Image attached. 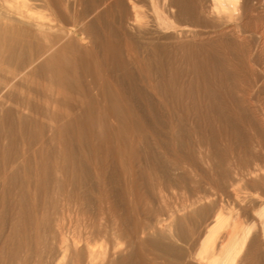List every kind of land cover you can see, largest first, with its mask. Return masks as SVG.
Listing matches in <instances>:
<instances>
[{"label":"bare ground","instance_id":"obj_1","mask_svg":"<svg viewBox=\"0 0 264 264\" xmlns=\"http://www.w3.org/2000/svg\"><path fill=\"white\" fill-rule=\"evenodd\" d=\"M239 1L0 0V264L30 255L41 264L47 237V264H67L71 248V264L85 252L98 255L93 264H264L263 127L239 83L264 88L253 55L264 52V16L248 49ZM199 146L220 162L248 156L252 167L227 174L226 192L243 207L252 177L255 225H242L239 210L223 216L222 198L207 193L174 212L150 210L176 173L196 167ZM199 214L207 224L183 241L176 227Z\"/></svg>","mask_w":264,"mask_h":264},{"label":"rangeland","instance_id":"obj_2","mask_svg":"<svg viewBox=\"0 0 264 264\" xmlns=\"http://www.w3.org/2000/svg\"><path fill=\"white\" fill-rule=\"evenodd\" d=\"M246 1V0H245ZM244 0H240L239 1V5L241 6V8H240V14H241V17H243L241 20H242V24L244 25L245 24V26H247L248 27V25L250 26L249 28L250 29H252V32L250 33V38H249V40L251 41V42H248L247 43V47H248V49H250V48H252V49H254L255 47H254V39H255V35H256V32H254L253 30V26L255 25V24H257V25H259L260 24V22H258V21H256V19L254 18L255 16H258V18H260L261 17V15H262V17L264 16V10H263V12L262 11H260L257 7H259V1H263V0H248V1H246L245 2ZM241 2V3H240ZM248 2V3H247ZM250 3V5H248ZM246 5V6H245ZM253 5H255V6H253ZM243 6V7H242ZM248 6V7H247ZM256 9H255V8ZM243 8H246V9H243ZM249 8L250 9H252V10H249ZM242 9V10H241ZM248 10V11H247ZM245 12V13H244ZM246 14V15H245ZM249 19V20H248ZM172 25H175L174 23L173 24H169V26H168V24H167V26L168 27H170V26H172ZM261 25V24H260ZM253 36H254V39H253ZM252 38V39H251ZM250 43V44H249ZM251 43H253V45H251ZM251 45V46H249V45ZM253 46V47H252ZM250 47V48H249ZM252 49L250 50V51H252ZM258 50V51H257ZM260 51H262V49H261V47H258V48H256V50H255V52L253 51V55L255 54V58H256V56L258 55V54H256V53H260L259 55V61L261 62L260 64V66H262V69L264 70V52H263V55H262V52H260ZM261 58V59H260ZM263 58V59H262ZM243 79V80H242ZM242 79H240L239 80V83L241 84V87H242V90H241V93H242V95L244 96V97H249L250 96V99L249 98H244L247 102H249L250 101V108L252 109L251 111H253L254 113H252L253 114V117L255 118V122H256V124H257V130L259 131L260 129L259 128H261V127H263L264 128V107L262 108V106L261 105H263L264 106V91H263V89L264 88H262V86L260 85V82L258 81V80H252L251 78H249L248 76H244V77H242ZM248 79V80H247ZM242 80V81H241ZM246 81V82H245ZM253 81L255 82V83H253ZM184 84H187V82H189L188 80H185V81H182ZM243 82V83H242ZM258 82V83H257ZM255 84V85H254ZM247 85V86H246ZM252 87H251V86ZM260 86V87H259ZM255 87H257V88H255ZM259 87V88H258ZM264 87V86H263ZM244 88H245V90H244ZM254 90V91H252V90ZM259 89V90H258ZM263 92H262V91ZM261 91V92H260ZM252 92H254V93H252ZM255 92H257V93H255ZM245 93H246V95H245ZM196 94H197V97H196ZM263 96V97H262ZM263 98V99H262ZM184 99V102L186 101L187 103H190V101H189V99L190 98H188V97H184L183 98ZM187 99H188V101H187ZM192 99V98H191ZM193 99H195V100H197L198 102L200 101L201 103H203V97H202V95H201V93H194V98ZM257 100V101H256ZM262 102L261 103V105L259 104V102ZM253 103H254V105L255 104H257V106L259 107H257V106H254L253 105ZM259 104V105H258ZM253 105V106H252ZM255 108V109H254ZM261 109H263V110H261ZM261 110V111H260ZM257 111V112H256ZM191 112V113H190ZM260 112V113H259ZM263 112V114L261 115V113ZM189 113V114H188ZM187 115H188V119H190V118H193V115H192V111L191 110H188V112H187ZM256 115H259V117L258 116H256ZM256 118H257V120H256ZM261 118V119H260ZM263 121V122H262ZM263 123V124H262ZM262 124V125H261ZM263 128H261V130L259 131V137H260V140H261V138H262V140L260 141V148H259V150H258V148H256V150H257V153H256V155H257V157L258 158H260V160L262 161V162H264V129ZM256 129V128H255ZM201 148V149H200ZM204 147H201V146H199V148H197V152H201L200 153V155H199V157H200V160H201V158H202V160L201 161H205V162H202V164H199V162H200V160H199V157L196 159V164H195V166L197 167H194V168H189L188 169V167L185 169V170H183V171H179L178 173H176L177 175L179 174V176H181V180L179 179L178 180V182H175V184L173 185V186H171V188H166L165 190H164V192H163V196H162V198H161V200L160 201H158V200H153L152 201V203H151V205L149 206L150 207V210L152 211H157V212H159V214L160 215H162V214H165V211L166 212H174L175 210H178V209H180L181 207H182V205H185L186 203H188V200L192 197V196H194V194L195 195H199L200 194V196H203V195H205L206 193L208 194V195H210L211 197H215V198H217V199H221L223 202H225V203H223L222 201H221V205H222V209H223V211H222V209H221V213H223L222 215L223 216H225V214H228L229 216H230V213L232 214L233 212H231V211H234V212H236L237 210H239V212L238 213H240V215H242L243 214V219H242V217H241V224L243 225L244 224V226H246V224H247V222H248V224H247V226H251V225H255L256 223H257V221L254 219L253 221H254V223H252L253 221H251L250 219H249V216H250V214L249 213H251L255 208V206L254 205H256L255 204V202H253L254 200H252V198L254 197V196H252L253 194H254V192H253V190H251V189H249L250 191L249 192H247L248 190V187H249V183H251L253 180H252V177H247V178H245V184H244V188L242 189V195L241 196H244V198H245V202H246V204L245 203H243V204H241V205H243V207H237V205H233L232 204V200L230 199V197H228V195H227V192H226V190H227V174H233V171L236 173V172H239V171H244V170H246L248 167H252V162H248L249 160H247L248 158V156H240V157H234V158H230V159H228V158H225V159H222V161L220 162V161H218V160H216V159H213V156L212 155H210L211 153H210V150H208V148H204ZM198 149H200V150H198ZM206 149H207V151H206ZM203 151H204V153H203ZM205 151L207 152V153H205ZM262 151V152H261ZM209 153V154H208ZM203 154V155H202ZM206 154V156H207V158L204 156ZM202 155V156H201ZM206 158V159H205ZM247 158V159H246ZM239 159V160H238ZM207 160V161H206ZM209 160H211V161H209ZM246 160V161H245ZM199 161V162H198ZM232 161H234V163L232 162ZM214 162V163H213ZM226 162V163H225ZM231 162V164H229ZM219 163V164H218ZM233 163V164H232ZM247 163V165H245ZM254 163H256L255 161H254ZM258 163H260L261 164V162H258ZM199 164V165H198ZM207 164V165H206ZM213 164V165H212ZM217 164H218V166H217ZM221 165V166H220ZM226 165H229V166H227L228 167V169H227V167H226ZM239 165V166H238ZM199 166V167H198ZM201 166H202V168H201ZM214 166V167H213ZM217 166V167H216ZM238 167V168H237ZM246 169H245V168ZM240 168V169H239ZM195 169V170H194ZM198 169V170H197ZM209 169H211V171L209 170ZM212 169H214L215 171V173L213 172V170ZM221 169V170H220ZM235 169V170H234ZM189 170V171H188ZM197 170V171H196ZM200 170V171H199ZM191 171V172H190ZM195 173H194V172ZM224 171V172H223ZM182 173V175H181V173ZM210 172V173H209ZM197 173V174H196ZM219 173V174H218ZM190 174H191V176H190ZM205 174V175H204ZM225 174V175H224ZM192 178V179H191ZM187 179V180H186ZM190 179V180H189ZM196 181H195V180ZM198 179V180H197ZM217 179H219L218 181H217ZM223 179V180H222ZM184 180V181H183ZM194 180V181H193ZM247 180V181H246ZM217 181V182H216ZM183 184H182V183ZM188 182V183H187ZM190 182V183H189ZM202 182V183H201ZM208 182V186H207V183ZM187 183V184H186ZM194 183H195V185H194ZM225 183V184H224ZM180 186H179V185ZM176 186V187H175ZM179 186V187H178ZM189 186V187H188ZM197 187L196 188V190H198V191H196L195 190V188L194 189H192L193 187ZM209 186H210V188H209ZM222 186V187H221ZM246 186H247V189H246ZM175 187V188H174ZM185 187V188H184ZM187 187V188H186ZM212 187V188H211ZM214 187V188H213ZM224 187V188H223ZM225 187H226V189H225ZM173 188H174V191H173ZM199 188V189H198ZM209 188V189H208ZM250 188V187H249ZM189 189V190H188ZM190 189H191V191H190ZM203 189V190H202ZM212 189V190H211ZM178 192H177V191ZM208 190H210V192L208 191ZM175 191H176V193H175ZM185 191V193H183ZM193 191H195V192H193ZM201 191V192H200ZM204 191V193H202ZM212 191V192H211ZM220 191V192H219ZM246 192V193H244V192ZM253 193H252V192ZM170 192V193H169ZM172 192H173V194H172ZM180 192V193H179ZM197 192H200V193H197ZM169 195H167V194ZM174 193L176 194V196L174 195ZM192 193H194V194H192ZM202 193V194H201ZM214 193V194H213ZM220 193H222V195L220 194ZM179 194H181V195H179ZM185 194V195H184ZM206 194V195H207ZM251 194V195H250ZM171 195H172V197H171ZM191 195V196H190ZM214 195V196H213ZM218 195V196H217ZM249 195V196H248ZM182 196V197H181ZM187 196V197H186ZM190 196V197H189ZM219 196H222V197H219ZM186 197V198H185ZM210 197V199H212ZM247 197V198H246ZM250 197V198H249ZM166 198V199H165ZM167 198H168V200H167ZM163 199V200H162ZM173 200V202H169V201H172ZM177 199V200H176ZM188 199V200H187ZM249 199V203H248V200ZM260 199H262V201H264V196L263 195H260ZM163 203H162V202ZM166 201H167V203H166ZM177 201V202H176ZM230 201H231V203H230ZM254 203V205H252L253 203ZM168 202H169V204H168ZM174 202L175 203H177V205L176 204H174ZM173 203V204H172ZM182 203V204H181ZM205 203V204H204ZM223 203V204H222ZM227 203V204H226ZM252 203V204H251ZM168 204V205H167ZM172 204V205H171ZM179 204V205H178ZM207 204V205H206ZM211 204V203H210ZM210 204H209V202L207 201V202H203V205H206V206H210ZM157 205V206H156ZM175 207H174V206ZM202 205V206H203ZM226 205V206H225ZM252 206V208H251V206ZM152 206V207H151ZM227 206H228V209H227ZM229 206L231 207V209L232 210H230V208H229ZM233 206V207H232ZM236 206V207H235ZM245 206H247V207H245ZM179 207V208H178ZM155 208H156V210H155ZM160 208V209H159ZM198 208H200V207H198ZM197 207L195 208L196 210L198 209ZM210 208V207H209ZM236 209V210H234V209ZM241 210H240V209ZM250 208V209H249ZM256 208H257V206H256ZM253 209V210H252ZM170 210H173V211H170ZM230 210V211H229ZM246 210V211H245ZM251 210V211H250ZM50 211H52V208H51V210L50 209H48V212H50ZM164 211V212H163ZM226 211V212H225ZM242 212V213H241ZM0 213H1V210H0ZM184 213H188L189 214V211L188 212H184ZM184 213H182V212H179V213H177L176 215H175V218H177V221H178V219H180V218H182L183 217V214ZM246 213H248L247 215H246ZM228 215H226L225 217H228ZM200 214L199 215H196L194 218H192L193 219V221H194V219H195V221H196V223H194L193 221H192V219H189L185 224H183V225H181L180 227L179 226H177L176 228H177V230L175 229V233L176 234H178L182 239H183V241H190V239L191 240H195L196 238H197V236H199L200 235V233L199 232H201L202 231V229H203V227L207 224V221H208V219H209V216H205V215H201L200 217ZM202 216H204V217H202ZM246 216V217H245ZM199 219V220H197V218ZM0 218H1V214H0ZM205 218V219H204ZM246 218V219H245ZM247 218H248V220H247ZM200 219H202L204 222H205V224L203 223V221L202 220H200ZM206 220V221H205ZM203 223H201V222ZM199 224H198V223ZM250 222V223H249ZM194 223V224H193ZM252 223V224H251ZM197 224V225H196ZM200 225V226H199ZM202 225V226H201ZM186 226V227H185ZM190 226V227H189ZM183 227V228H182ZM200 227V228H199ZM186 230H185V229ZM191 230H190V229ZM198 229V230H197ZM200 229V230H199ZM225 229L226 230H222L223 231V233H226V232H228V228H226L225 227ZM195 236V237H194ZM187 237V238H186ZM50 237H47V246L46 247H44V248H42V247H40V249H39V253L38 254H40V257H39V255H38V257L40 258V261H42V263L41 264H47L46 262H51V259H52V257L51 256H54V253H55V246H54V244H55V241L53 240V242H51L52 240L51 239H49ZM186 238V239H185ZM189 238V239H188ZM195 238V239H194ZM160 240V243L161 242H163L161 239H159ZM159 240L158 241H155V239H149V241H152V242H154L155 241V244L156 245H158V246H163V244H164V242L163 243H161V245H160V243H158L159 242ZM50 241V242H49ZM69 242V241H68ZM53 244V246L54 247H52L53 249H54V252L53 251H51V250H53V249H51V246H52V244ZM98 243V242H97ZM51 244V245H50ZM101 244V242H99V244H96V248H98V246ZM180 245V246H179ZM80 246V245H79ZM177 247L180 249L181 248V250L183 249V252L185 253V254H187V252H185V251H187L185 248H186V245H185V243H181V242H179L178 244H177ZM79 248V247H78ZM42 249V250H41ZM45 249H48V250H45ZM72 249V248H71ZM70 249V251L67 253V259H66V263L67 264H71V262L73 263V260H71V259H74L73 257L70 259V257L71 256H73V255H71V254H73ZM40 250H41V252L42 251H44V254H43V252L41 253L40 252ZM25 251V252H24ZM28 250L26 249L25 250V248H23L22 249V251H21V253L22 254H24V253H26ZM47 251V255H46V252ZM24 252V253H23ZM28 253H29V251H28ZM53 253V254H52ZM154 253H156V252H154ZM48 254H52V255H49V257L47 258L46 257V259L48 260H46L45 259V256H48ZM85 254L86 255H84L83 254V256H82V260H81V264H93V263H95V261H96V259H95V257L96 256H98V255H90L89 253L87 254L86 252H85ZM71 255V256H70ZM88 255V257L89 258H87L86 256ZM42 256V257H41ZM43 258V259H42ZM51 258V259H50ZM89 259V260H88ZM46 260V261H45ZM95 260V261H94ZM37 262V260L35 259V257H34V255H30V256H28V259H27V262H28V264H36V262ZM68 261V262H67ZM83 261V262H82ZM91 261H92V263H91ZM88 262V263H87ZM48 263V264H49ZM62 263H64V261L62 262ZM61 263V264H62Z\"/></svg>","mask_w":264,"mask_h":264}]
</instances>
